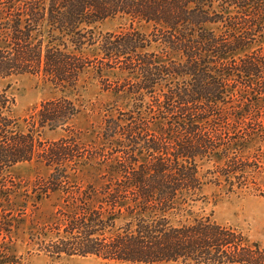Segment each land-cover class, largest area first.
<instances>
[{
  "label": "trees",
  "instance_id": "obj_1",
  "mask_svg": "<svg viewBox=\"0 0 264 264\" xmlns=\"http://www.w3.org/2000/svg\"><path fill=\"white\" fill-rule=\"evenodd\" d=\"M113 16L129 26L98 32ZM90 70L128 101L91 143L73 128L81 109L68 95L41 102L24 128L0 86V203L11 206L0 264L13 263L27 197L39 210L53 195V213L28 229L31 251L53 260L264 264L259 243L197 208L205 178L254 191L264 172V0H0V85L32 73L66 91ZM64 127L43 141L45 128ZM34 158L50 173L18 205L11 171Z\"/></svg>",
  "mask_w": 264,
  "mask_h": 264
},
{
  "label": "rangeland",
  "instance_id": "obj_2",
  "mask_svg": "<svg viewBox=\"0 0 264 264\" xmlns=\"http://www.w3.org/2000/svg\"><path fill=\"white\" fill-rule=\"evenodd\" d=\"M130 20L121 16L109 17L96 26L98 32L116 31L128 27ZM145 32H150L149 24L138 25ZM90 55L94 53L92 48L86 50ZM107 78L116 80L113 73H108ZM1 88H6L8 92L15 96L16 105L13 113L19 119L22 127H27V121L33 115L41 102L61 96L63 94L72 98L80 107V113L73 122V128L83 141L91 143L97 139V134L101 130L105 116L117 106L126 107L128 101L111 89H106L98 74L90 70L82 75L81 81L74 89L62 91L52 82L46 80L42 75L25 73L8 78L1 83ZM67 128H57L50 130L45 128L42 132L43 141H55L67 135ZM264 164V154L262 155ZM209 168L205 164L202 172ZM264 170V169H263ZM50 169L42 161L34 158L29 161L18 163L11 171L14 179L21 185L19 192L13 199L22 204L26 197L25 191H32L34 181L42 176L47 177ZM258 188L254 191H230L224 185H219L208 181L200 192V200L197 208L205 213H213L214 218L223 224L234 226L241 230L253 242L259 243L264 249V172L258 177ZM29 199L28 216L24 220L15 221L12 233L10 264H124L117 260L105 259L98 256H75L60 260H53L44 254L31 251L29 246L28 229L33 219L43 220L45 214L49 215L55 210L57 196L52 199H44L39 210L32 205L34 198ZM3 207L10 208L8 204L1 205L0 214ZM10 245V244H9ZM151 264H183L182 262H156Z\"/></svg>",
  "mask_w": 264,
  "mask_h": 264
}]
</instances>
